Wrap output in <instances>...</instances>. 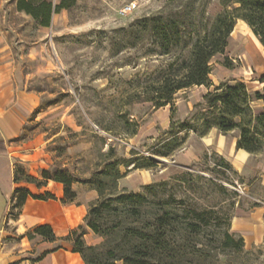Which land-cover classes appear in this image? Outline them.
<instances>
[{
	"label": "rangeland",
	"instance_id": "374dc122",
	"mask_svg": "<svg viewBox=\"0 0 264 264\" xmlns=\"http://www.w3.org/2000/svg\"><path fill=\"white\" fill-rule=\"evenodd\" d=\"M16 2L0 1V56L10 62L5 68L15 90L31 93L33 107L18 135L8 142L12 174L17 170L20 179L30 175L44 183L37 187L20 181L18 187L55 196L47 200H57L56 194L62 193V202L63 185L45 181L41 172L56 175L62 170L80 179L72 183L76 193L72 202L85 203L86 213L101 199L97 185L105 193L110 189L141 193L144 199L139 202L102 212L97 218L102 228L119 225L126 230L135 225L151 231L160 243L155 257L164 264H264V239L249 245L241 238L240 244V235L230 225L237 206L251 205L249 196L264 198L257 175V165L264 164V147L236 171L231 156L217 149L221 133L216 128L204 131L202 125L208 109L203 95L208 90L234 80L245 83L251 96L264 88L260 81L264 44L237 19L224 54L210 60L209 87L181 89L161 107L145 100L143 92L146 75L172 57L159 54V37L150 30V17L169 16L180 22L184 32L180 50L185 54V37L209 25L225 3L236 4L229 0H68L70 5L54 13L51 24L43 27L17 10ZM126 5L131 9L122 12ZM224 59L229 67L223 65ZM249 105L253 114L261 110L257 100ZM235 134L226 133V147ZM236 159L241 158L236 155ZM113 160L120 175L114 184L108 172ZM102 170L109 174L99 173ZM10 199L7 219L20 210L11 208ZM5 205L0 192V218ZM52 214L48 212L49 217ZM85 230L87 244L106 242V237ZM227 235L233 242H227ZM121 241L127 243L117 247L121 253L132 243L123 232L105 246ZM36 244L32 240L34 249Z\"/></svg>",
	"mask_w": 264,
	"mask_h": 264
},
{
	"label": "trees",
	"instance_id": "16d2710c",
	"mask_svg": "<svg viewBox=\"0 0 264 264\" xmlns=\"http://www.w3.org/2000/svg\"><path fill=\"white\" fill-rule=\"evenodd\" d=\"M232 4L225 3V9L218 13L209 25H204L201 30L195 31L194 35H188L185 41L187 52L183 54L182 34L180 22L169 16H152L148 20L154 34L159 37V54H172L170 60L165 66L158 68L152 73L146 75L145 87L143 92L146 94L145 100H150L156 107L167 105L171 102L173 95L190 86H210L209 79L210 60L217 54H224L228 38L233 30L235 21L241 19L264 44V0H229ZM68 0H60L53 4L51 0H17L16 8L30 15L36 24L48 27L51 24L52 15L59 10L68 7ZM230 6V8H228ZM188 34V33H187ZM186 36V35H185ZM223 65L229 67L227 59H224ZM264 82V76L260 78ZM203 99L207 105V111L202 115V125L204 131L216 128L223 134L231 131H237L236 148L242 149L250 154H256L262 151L264 147V88L254 91L251 96L245 83L234 80L233 82L221 83L208 90ZM260 100L262 102L261 110L253 114L250 101ZM4 152V148L1 150ZM108 154L112 147L109 146ZM111 174L113 184L119 178V172L114 171L118 162L113 160ZM42 178L47 181L51 179L63 185L62 202H72L76 193L72 189L74 181L64 171H59L56 175H51L48 170L43 169ZM95 172L94 174H96ZM99 173L109 174L105 170ZM14 183L24 181L34 183L36 186L44 185L40 180L25 175L20 179L17 170L13 173ZM101 199L98 203L89 206L87 213L83 218V223L71 229L63 238L70 241L72 250L79 253L84 264H164L155 257V252L159 250L156 236L149 230L141 229L131 225L126 230L119 225L112 229L102 228L97 218L104 211L118 210L119 205H129V201H141L144 199L141 193L127 194L125 192L117 193L110 189L105 193L97 185L95 189ZM37 200L55 199V196L49 192L35 195L25 187H16L11 195V208L19 209L23 206L27 198ZM132 211L135 207H132ZM196 215L200 216L198 212ZM88 227L93 233L106 237V242L102 245H89L84 240L86 234L85 228ZM123 232V238L130 239L131 245L124 252H119V244L106 247L113 235H119ZM41 236L45 240L53 241L55 234L49 224H40L34 226L27 233L29 239L35 236ZM116 240H113L115 242ZM227 242H233V239L227 235ZM240 244L242 239L240 237ZM125 247V245H124ZM126 248V247H125ZM119 262V263H118Z\"/></svg>",
	"mask_w": 264,
	"mask_h": 264
},
{
	"label": "crops",
	"instance_id": "0c3cea01",
	"mask_svg": "<svg viewBox=\"0 0 264 264\" xmlns=\"http://www.w3.org/2000/svg\"><path fill=\"white\" fill-rule=\"evenodd\" d=\"M1 58L0 56V192L6 199V205L0 218V264H84L79 253L72 250L71 242L63 238L71 229L82 224L86 214L85 203L63 204L59 200L62 193L56 194L57 200L27 198L19 213L14 218L7 219L10 208L9 198L13 190L18 187L13 181L8 142L18 135L25 114L33 107V97L27 91L15 90L14 80L5 68L10 62ZM257 101L262 106V102ZM225 136L226 134H219L217 149L221 154L231 156V164L236 171L242 170L249 157L257 155L236 148L237 134L226 147ZM3 148L4 152L1 151ZM236 155L241 159H236ZM235 161L240 168L235 166ZM257 169L258 179L264 186V164H258ZM249 197L252 199L251 205L237 206L230 225L231 230L238 233L244 243L253 245L264 239V198ZM50 211L54 213L51 217L48 215ZM40 224H49L56 239L48 241L39 235L29 239L28 231ZM32 240L37 241L35 249ZM37 252L38 255L34 258L33 254Z\"/></svg>",
	"mask_w": 264,
	"mask_h": 264
},
{
	"label": "built area",
	"instance_id": "2783aa9c",
	"mask_svg": "<svg viewBox=\"0 0 264 264\" xmlns=\"http://www.w3.org/2000/svg\"><path fill=\"white\" fill-rule=\"evenodd\" d=\"M131 6L130 5H126L125 7H123L122 12H126L127 10H130Z\"/></svg>",
	"mask_w": 264,
	"mask_h": 264
}]
</instances>
